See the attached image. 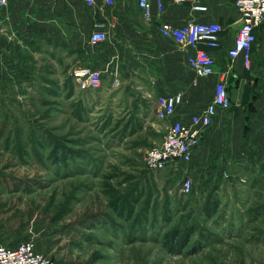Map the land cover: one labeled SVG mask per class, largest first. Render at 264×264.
<instances>
[{
    "label": "rangeland",
    "instance_id": "obj_1",
    "mask_svg": "<svg viewBox=\"0 0 264 264\" xmlns=\"http://www.w3.org/2000/svg\"><path fill=\"white\" fill-rule=\"evenodd\" d=\"M1 31L6 55H14V26ZM50 45L55 68L43 70L52 93L23 98L39 103L32 110L46 119L12 126L11 155L0 157V242L32 240L58 264H264V173L194 179L185 193V168L146 167L147 150L167 127L154 109L159 94L148 95L152 70L108 72L106 84L82 90L59 62L71 56ZM45 99L50 107L37 111ZM186 227H193L187 243L171 247L165 235Z\"/></svg>",
    "mask_w": 264,
    "mask_h": 264
},
{
    "label": "crops",
    "instance_id": "obj_2",
    "mask_svg": "<svg viewBox=\"0 0 264 264\" xmlns=\"http://www.w3.org/2000/svg\"><path fill=\"white\" fill-rule=\"evenodd\" d=\"M193 2L206 4L209 11H194ZM165 3V13L160 15L154 10L149 23L135 0H114L113 4L97 0L89 7L82 0H8L7 4L0 3V157L11 155L14 146L12 126L26 128L35 121L46 119L32 110L39 103H28L23 98L34 90L39 94L52 93L48 84L51 82L49 71L45 73L43 68H55V58L50 57L51 54L54 57L50 45L53 44L54 49L58 46L71 56L66 63L59 57L65 74L70 68L88 66L101 70L106 84L108 72L114 75L117 70L130 71L129 74L152 70L146 76L147 85L151 87L148 95L181 92L182 103L175 117L185 121L212 101L217 82L226 78L232 107L218 111L193 160L183 165L184 171L187 176L194 177L193 181L206 182L249 168L264 173V29L262 26L257 29V36H262L255 42L251 64L246 67L242 55L234 61L228 55L240 26V15L232 0H190L184 5L165 0ZM68 11L71 21L75 22L70 27H67ZM193 18L202 22L218 21L224 27L222 46L211 50L216 73L209 77H198L188 65L191 49L162 35L160 30L161 21L182 26ZM79 21L85 22L83 29H79ZM4 23L14 26V55H6L9 46L1 31ZM95 23L103 24L109 40L90 45L88 38ZM38 54L49 56L42 57L41 63ZM6 58L13 63L7 65ZM39 78L46 80L45 86L41 82L36 85ZM45 101L40 103L48 107L41 106L37 111L50 107ZM156 105L157 102L155 110ZM61 110L60 114H66V108ZM164 123L168 125V122ZM20 133V139L24 140L27 131L17 130V134ZM3 187L0 185L2 200L5 199Z\"/></svg>",
    "mask_w": 264,
    "mask_h": 264
},
{
    "label": "built area",
    "instance_id": "obj_3",
    "mask_svg": "<svg viewBox=\"0 0 264 264\" xmlns=\"http://www.w3.org/2000/svg\"><path fill=\"white\" fill-rule=\"evenodd\" d=\"M82 1L89 7L95 5L97 0ZM135 1L146 20L153 18L154 10L160 15L166 11L165 0ZM173 1L178 5H184L190 0ZM232 1L240 15L238 20L240 26L234 44L228 49V55L232 61L242 55L245 66L249 67L253 46L258 39L257 29L264 25V0ZM106 2L113 4L114 0H106ZM0 3L7 4L8 0H0ZM192 8L197 12L209 11V7L200 2H193ZM160 23L162 35L174 39L184 48L191 49L187 63L198 77H209L216 73L215 56L211 50L222 46L224 27L220 22H202L193 18L187 20L182 26H175L165 21ZM108 40V32L103 24L95 23L89 43L98 45ZM72 75L82 90L96 89L103 84L102 71L88 66L75 67ZM117 82L115 79L114 83ZM181 103V92L164 93L158 96L156 116L161 121L168 122V125L162 142L152 146L146 152L145 163L149 170L158 171L169 167L172 171H179L183 165L193 160L218 111L229 110L232 107L226 78L222 77L217 82L212 101L202 111L192 114L188 121L175 117V112ZM193 187V178L186 176L183 179L182 190L190 193ZM0 264H58V262L53 257L38 251L35 242L28 239L14 244L0 242Z\"/></svg>",
    "mask_w": 264,
    "mask_h": 264
},
{
    "label": "trees",
    "instance_id": "obj_4",
    "mask_svg": "<svg viewBox=\"0 0 264 264\" xmlns=\"http://www.w3.org/2000/svg\"><path fill=\"white\" fill-rule=\"evenodd\" d=\"M262 28H264V25L262 26ZM92 30H91V32H92ZM90 35H91V33H90ZM90 35H89V38H90ZM89 38H88V41H89ZM101 44H103V43H101ZM71 78L74 80L73 75H71ZM247 127L248 126H246V128ZM20 136H22L21 133H20V135L17 134V137L19 138V140H21ZM192 233H193V227H186L184 230L177 229L176 231L167 233L165 235V238H166V241L171 243V247L176 248L178 246L180 248V247H183L187 243V241L189 240ZM19 242H21V241H19ZM15 243H18V242H15ZM8 244H14V243H8Z\"/></svg>",
    "mask_w": 264,
    "mask_h": 264
}]
</instances>
